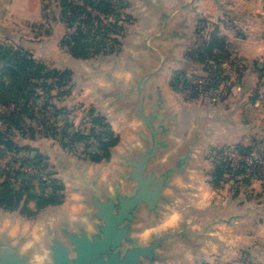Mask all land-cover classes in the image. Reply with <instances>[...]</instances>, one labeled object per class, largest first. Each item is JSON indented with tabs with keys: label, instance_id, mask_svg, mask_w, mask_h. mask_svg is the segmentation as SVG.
I'll list each match as a JSON object with an SVG mask.
<instances>
[{
	"label": "crops",
	"instance_id": "0c3cea01",
	"mask_svg": "<svg viewBox=\"0 0 264 264\" xmlns=\"http://www.w3.org/2000/svg\"><path fill=\"white\" fill-rule=\"evenodd\" d=\"M142 1L139 0L142 9L137 19L138 27L134 29L135 40L131 44L134 53L131 52L127 57L129 64L123 63L119 58L112 60L110 65H104L102 62L105 57H103L88 63L89 68L91 67L88 69L84 62H75L76 60L71 59L75 63V68L81 71L77 76V88L72 89L65 96H60L55 91L50 94V104L62 112L59 114L60 120L54 124L58 134L65 132L71 135L77 130L82 133L87 132L91 126L88 116L90 109L105 119L111 131L119 137L118 144L111 151L110 159L100 163L89 161L84 157L86 148L85 143L82 142L74 143L71 149L61 147L60 150L56 141H50L45 133L42 138L24 140V144L19 147L30 146L37 149L43 144L56 152L53 155L56 164L52 171L54 175H50L52 178L56 176V179L61 177V180H58L63 185L64 200L58 206L41 210L33 219L22 217L17 212L9 213L0 209L1 231H7L10 235L27 236L30 238L29 243L40 250L41 230L46 221L55 220L58 215H65L71 220H82L81 214L85 209L80 195L76 192L77 182L73 176L80 171L88 179L96 180L98 184H109L118 171L119 155L137 144L135 132L139 124L128 118L125 112L118 111L105 95L111 83L103 77L88 78L86 75H90L94 68H99L110 72L111 78L117 84L127 86L139 72V64L150 60L147 52L141 47V40L148 33L157 30L159 20L146 12ZM152 1H160L168 11L186 0ZM198 18L204 19V36L217 29L225 38L229 59L222 63L223 75L227 78L216 89L204 92V98L190 105L178 99V96L168 89L166 81L170 69L178 70L185 65L180 51L183 42L189 39V33ZM43 23L40 0H0V41L7 40L28 45L47 43L44 46L50 47V43L46 42L48 36L40 34L35 39L30 36L31 30L27 32L22 29V24L33 26ZM182 24L183 37L178 41L179 45L173 52L175 62H167L161 75L152 81L154 91H160L165 108L176 116L171 137L176 141L181 140L199 119H204L207 123L203 137L207 133L210 136L208 139L216 143L214 144L216 149L226 143H238L237 133L246 136L264 132V0H197L194 9L181 11L172 21L170 28ZM166 44L172 45L173 42L163 45ZM29 49L37 58L33 51L34 47ZM187 68L193 73L199 72L198 66L188 62ZM9 110L10 108L2 107L0 114H5ZM182 110H187L194 118V121L186 126L182 125L184 119ZM211 122L212 125L209 127ZM216 123L219 125L214 126ZM216 138L221 140L219 144ZM199 147L198 145V150ZM23 153L20 152L16 158H23ZM35 153L33 151L31 155L34 156ZM8 163L9 158L0 159L1 167L8 166ZM194 165H196V156L192 169L188 171L186 177L175 178V185L186 190V195L175 199L165 222L184 219L193 229L198 230L203 222L210 219L230 217L234 219L229 223L216 224L211 232V238L205 241L204 247L197 253H191L181 245L175 246L171 252L174 255L168 264H264V202L258 203V200L254 203L255 198L252 196V194L259 195L256 183L259 185L260 182L247 179L245 188L242 178L237 185L229 181L218 190L207 189L204 184H199L198 173L193 169ZM18 167L19 164L15 167L11 164L10 169L15 171ZM50 172L47 170V173ZM12 175L13 173L10 172L11 181L17 186L19 183L14 181ZM39 179L40 177L35 175L30 180L36 185ZM255 188L256 191L253 193L252 190ZM49 192L50 187L46 186L45 193ZM180 202L185 203L186 206L194 205V212L187 207L183 212L178 210ZM28 207L35 210L33 202H30Z\"/></svg>",
	"mask_w": 264,
	"mask_h": 264
},
{
	"label": "water",
	"instance_id": "95a60500",
	"mask_svg": "<svg viewBox=\"0 0 264 264\" xmlns=\"http://www.w3.org/2000/svg\"><path fill=\"white\" fill-rule=\"evenodd\" d=\"M196 1L186 0L168 11L160 1H142L159 26L141 40L150 60L139 64L131 84H117L110 72L99 68L86 73L88 78L103 77L111 83L105 95L139 124L137 144L119 155L111 183L98 184L80 171L73 176L85 209L82 220L58 215L46 221L40 250L29 243V237L0 230V264H38L37 257L42 258L39 264H168L175 246L197 253L216 224L234 219H210L198 230L184 219L165 222L175 199L186 195L174 180L185 178L192 169L205 122L199 119L187 135L174 140L171 130L176 116L165 108L152 81L167 62H175L173 52L184 25L171 29L172 21L181 11L193 10ZM168 42L173 44L163 45Z\"/></svg>",
	"mask_w": 264,
	"mask_h": 264
},
{
	"label": "trees",
	"instance_id": "16d2710c",
	"mask_svg": "<svg viewBox=\"0 0 264 264\" xmlns=\"http://www.w3.org/2000/svg\"><path fill=\"white\" fill-rule=\"evenodd\" d=\"M41 1L44 23H47L49 18L58 20L55 16L52 18L47 13L48 5L44 4L45 0ZM58 1L59 19L64 21L68 31L72 30L60 41V47L66 49L72 59L87 60L96 56L100 53L98 48L102 42V38L99 40L98 37H103L104 33L108 32L110 27L116 26L119 21L116 18L113 0ZM93 12L96 14L94 15ZM102 16L105 18L112 16L114 23L112 26L106 27L105 31H102ZM49 33V29L45 30L44 35ZM204 38L202 42L194 45L186 53L187 59L198 65L201 64L203 71L207 74L202 88L188 86L192 99L201 91L216 89L227 78L223 75L222 68L223 61L229 59L225 38L219 34L217 29L206 34ZM71 76L72 73L67 68L48 67L21 42L0 41V107L10 108L7 113L0 114V158H9L8 166H0V209L5 212H17L25 218L33 219L41 210L58 206L64 200L63 185L57 179L51 181L49 193H45L46 186L41 179L36 185L29 180L15 186V182L11 181L10 172L14 174V181H17V173L10 169L11 164H16L19 160V165L35 163L39 166L43 163L37 153L32 156V151L28 152L26 147L16 145L11 139L13 133L25 134L26 127H29L32 136L35 133L42 135L45 133L51 138L59 135L63 149H71L74 143H85L84 157L94 163L108 161L111 150L119 142V137L111 131L105 119L96 114L93 109L88 112L91 126L85 133L77 130L71 135H67L65 132L58 134L54 126H48L49 123L42 115V111L49 109L55 115L62 113L61 110L55 109L50 104V93L57 90L60 96L69 94L67 87L71 82ZM179 81V73H175L170 86L175 88ZM35 107H38L36 113L34 112ZM39 114L42 116L41 120L37 117ZM26 121H35L36 128L27 125ZM91 139L95 140L97 144L93 152L88 150ZM22 151L28 152L27 157L16 158V155ZM237 151L242 155L250 152L247 148L240 146L237 147ZM240 165V167L234 168L229 161L218 160L209 175L212 188L219 189L228 180L227 177L245 176L246 169L249 167L241 163ZM46 167V164L42 165L43 170ZM253 175L243 178L242 182L247 183V179ZM30 202L34 203L35 210L28 207Z\"/></svg>",
	"mask_w": 264,
	"mask_h": 264
},
{
	"label": "rangeland",
	"instance_id": "374dc122",
	"mask_svg": "<svg viewBox=\"0 0 264 264\" xmlns=\"http://www.w3.org/2000/svg\"><path fill=\"white\" fill-rule=\"evenodd\" d=\"M75 1V0H73ZM171 1V0H170ZM76 2V1H75ZM114 4V10L116 12V18L119 20L114 27H110L108 32L104 33L103 37H98L99 40L102 38L101 42V48L99 47L98 50H100V53H98L96 56L87 59V60H78V59H73L76 60L75 62H84L85 67L89 68L88 63L95 62L99 59L104 58V61L102 62L104 65H110L111 61L114 59H119L123 61L125 64H129L128 58L131 54V52L134 53L133 47H132V42L135 40L134 38V29L138 27L137 24V19L140 15V10L142 9L141 6H139V0H113ZM41 6H43L42 1L40 0ZM44 4L48 5V10L47 13L52 16V18L55 16L58 20H52L49 18L47 23H43L42 25L36 24L33 26H30L29 24H22V29L26 30L29 32L30 30L32 33L30 36L32 38H38V36L41 34L43 35L45 33V30H50V33L47 34L48 36V41L50 47H45L47 43H42V44H24L26 47H34V53H36L37 58L46 63L48 67L50 68H57V69H69L72 73L71 76V82L68 85L67 89H69V93L72 89H76V84L78 83V78L77 76L81 74V71H78L77 67L75 68V63L71 61L72 58H70L68 52L66 49L60 47V41L65 37V35L69 34L72 30H67L66 25L64 24V21H61L59 19V14H60V9L58 7L59 1L58 0H45ZM43 10V8H42ZM53 14H52V13ZM95 15L96 13L93 12ZM204 19L198 18L196 23L194 24V27H192L191 32L189 33V39L183 42V47L180 51V54L182 55V60H184V66L179 67L178 70L176 69H170L168 71V79H167V84H168V89L176 96H178V99L183 101L184 103H190L193 104L195 101L199 100L200 98H204V91H201L200 93L197 94L196 97L193 99L191 98V93L188 89V86L192 85L195 87H198L199 89L203 87L202 84H194L192 83V80H203L205 82L207 74L203 71V66L201 64H196L192 61H189L186 57V53L193 48L194 45H198V43L202 42L205 34L204 30ZM195 22V21H194ZM114 24L112 22V16L105 18L102 16V21H101V26H102V31H105V28L108 26H112ZM142 27V26H141ZM97 39V38H96ZM96 50V49H95ZM97 51V50H96ZM105 52V53H103ZM129 55V56H128ZM187 62L189 64H194L195 66L199 67V72H192V70H189L187 68ZM179 73V78L180 81L176 83L175 88H172L170 86V83L174 79V74ZM75 84V86H74ZM205 84V83H204ZM58 94L57 90H53ZM52 91V92H53ZM51 92V93H52ZM206 92V91H205ZM50 93V94H51ZM68 95V94H67ZM65 96V95H63ZM203 107V106H202ZM205 107V106H204ZM56 109V108H55ZM34 112H38V107L34 108ZM183 114V121L182 125L186 126L188 123L194 121V118L191 117V114L186 110L181 111ZM190 114V115H189ZM38 119L41 120L42 116L39 114ZM46 120V118H45ZM204 120V119H203ZM47 121V120H46ZM27 125L32 126L36 128V123L35 121H26ZM205 122V121H204ZM49 123V122H48ZM49 125H51L49 123ZM48 125V126H49ZM212 122L209 127H211ZM219 124L216 123L214 126H218ZM51 126H54L53 124ZM205 126L207 128V123H205ZM29 127H26L25 129V134H21L18 132H15L12 134L11 139L16 145H22L24 144V140L27 139H37L39 137H43L41 133H35L34 136L29 132ZM237 133V132H236ZM208 138L210 136L206 133L205 137H202L200 142H199V150L196 154V165L193 166V169L195 170L196 173H198V181L200 182L199 184L205 185L207 189H213L211 184H210V173L212 172L214 166L217 164L218 160H227L229 161L226 156L224 155L225 152H231L232 150H237V147H243L247 148L249 152V155H252V158L257 161L256 164H253L251 167L246 169V175L245 176H239V177H227L228 179L226 183H229V181H232L237 185V183L242 179V178H247L248 175H253L251 178L252 180H255V182H260L259 185L256 183V188L257 192H259V195H254L252 194L253 198H255L254 203H263L264 202V132H258V133H253V134H248L241 136L239 133H237L236 138L238 143H226L223 146L219 147L216 149L215 145L216 143H213L210 141ZM50 141L54 140L56 141L58 148L61 150V140L60 136H56L54 138H51L49 136ZM217 141V144L221 142L219 138L215 139ZM236 141V142H237ZM65 142V141H64ZM212 142V143H211ZM29 147V148H28ZM26 147L27 151H34L36 152L41 158H42V164L39 165V167L42 168L43 164H46L47 167L46 169L51 171L50 174L54 173L52 172L54 169V165L56 164L53 161V155L56 153L53 150H50L47 145H39L37 149H34L30 146ZM33 149V150H32ZM24 152V158L27 157L28 152ZM35 153V154H36ZM59 153V152H58ZM240 155V154H239ZM241 156V155H240ZM1 159V158H0ZM238 157L235 158L232 162L234 168L240 167L241 165L239 162H237ZM36 161V160H34ZM20 160L16 162V164H19ZM32 162V161H31ZM16 164H13L15 167ZM43 170L47 172V170ZM14 171V169H13ZM51 176V175H50ZM57 177L54 176L52 178L56 179ZM58 179L61 180V177L59 176ZM57 179V180H58ZM254 182V183H255ZM182 184V183H181ZM224 184V183H223ZM245 188L246 184L244 183ZM186 186V185H185ZM221 186L220 188H222ZM185 188V187H182ZM219 188V189H220ZM256 188L253 189V193L256 191ZM187 189V188H185ZM218 190V189H214ZM248 190V188H247ZM250 191V190H249ZM64 195V193H63ZM258 197L259 199H256ZM181 203V202H180ZM187 207V209H190L192 212H194L193 208H195L194 205L190 204L186 206L185 203H181L178 207V210H183ZM190 211V212H191ZM19 214V213H18ZM20 215V214H19ZM23 217V216H22ZM174 219V218H173Z\"/></svg>",
	"mask_w": 264,
	"mask_h": 264
},
{
	"label": "built area",
	"instance_id": "2783aa9c",
	"mask_svg": "<svg viewBox=\"0 0 264 264\" xmlns=\"http://www.w3.org/2000/svg\"><path fill=\"white\" fill-rule=\"evenodd\" d=\"M192 83L194 84H202L204 85V81L203 80H192ZM2 108V107H0ZM42 115L44 116V118H46L47 122H49L51 125L53 124H57V122L60 120L61 116L60 115H55L53 113L52 110H46V111H42ZM96 142L95 140L91 139L89 141V147L88 150L89 151H95L96 149ZM237 151V150H232L231 152H225L224 155H227L226 157L229 158V162L231 163V165L233 166L232 162L235 161L234 159L238 157V161L239 164H243L247 167H251L253 164H256L257 161L254 160V158H252V155L250 154H245L242 155ZM233 160V161H232ZM15 173H17L16 176V180L18 183H24L29 181L33 176L38 175L41 179V181H43L45 183V185L47 186V188L50 187L51 185V181H52V177L45 171H43V169L39 166H37L35 163H24L22 165H19L18 169L15 170ZM14 177V174L12 175ZM15 178V177H14ZM246 264V263H243Z\"/></svg>",
	"mask_w": 264,
	"mask_h": 264
},
{
	"label": "clouds",
	"instance_id": "9594fccd",
	"mask_svg": "<svg viewBox=\"0 0 264 264\" xmlns=\"http://www.w3.org/2000/svg\"><path fill=\"white\" fill-rule=\"evenodd\" d=\"M36 259H37V261H38V264H39V261H40L42 258H40V257H37Z\"/></svg>",
	"mask_w": 264,
	"mask_h": 264
}]
</instances>
